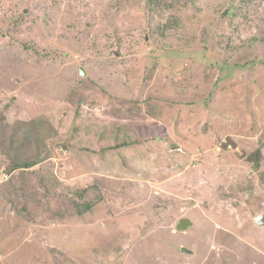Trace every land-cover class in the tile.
Returning a JSON list of instances; mask_svg holds the SVG:
<instances>
[{
	"label": "rangeland",
	"instance_id": "rangeland-1",
	"mask_svg": "<svg viewBox=\"0 0 264 264\" xmlns=\"http://www.w3.org/2000/svg\"><path fill=\"white\" fill-rule=\"evenodd\" d=\"M0 141V264H264V0H0Z\"/></svg>",
	"mask_w": 264,
	"mask_h": 264
},
{
	"label": "trees",
	"instance_id": "trees-1",
	"mask_svg": "<svg viewBox=\"0 0 264 264\" xmlns=\"http://www.w3.org/2000/svg\"><path fill=\"white\" fill-rule=\"evenodd\" d=\"M39 120V121H38ZM38 120H31V121H22L20 122L19 124H24L26 126H30L32 123L33 124H38V126L41 124V123H46V121L42 118L38 119ZM43 124V125H45ZM47 125L45 126H40L39 127V130L36 134H34V131L32 132V134L28 137V139H31V137H35L37 134H39V131L43 128H47L46 127ZM18 126H16V128L14 127V131L17 130ZM48 129H49V125H48ZM16 133V131H15ZM15 135L16 134H10L9 137L10 139H8V142H9V146L10 148L12 149L14 147V141H15ZM36 140H38L37 138H35ZM40 140V139H39ZM36 150H38V152L36 153V155H34L31 159L29 160H26V159H21L19 157V155H16V158L13 159L9 164H8V170L12 171V170H17V169H21V168H30L32 167L33 165L37 164V162L41 161L44 159L45 155L47 154L48 152V148L47 147H42L41 144H40V141H36ZM4 143L3 141H0V147L3 149ZM258 162V161H257ZM88 206V205H87Z\"/></svg>",
	"mask_w": 264,
	"mask_h": 264
},
{
	"label": "water",
	"instance_id": "water-1",
	"mask_svg": "<svg viewBox=\"0 0 264 264\" xmlns=\"http://www.w3.org/2000/svg\"><path fill=\"white\" fill-rule=\"evenodd\" d=\"M81 72L83 74L84 73V70L82 69ZM256 221L259 223V224H264V214H260L256 217ZM192 224V221L187 218V217H183L179 220V223L177 224V229H184L186 228L188 225H191ZM183 251L185 252H188V250L186 248H183Z\"/></svg>",
	"mask_w": 264,
	"mask_h": 264
}]
</instances>
